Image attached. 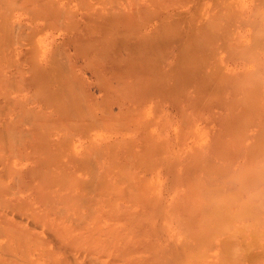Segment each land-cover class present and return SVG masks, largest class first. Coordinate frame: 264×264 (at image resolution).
<instances>
[{"label": "rangeland", "instance_id": "obj_1", "mask_svg": "<svg viewBox=\"0 0 264 264\" xmlns=\"http://www.w3.org/2000/svg\"><path fill=\"white\" fill-rule=\"evenodd\" d=\"M68 1L54 0L52 6L54 11L62 13L64 21L65 13L63 11H66L67 14L70 13L73 19L79 21L80 27L74 28V30L73 28L63 30V25L58 28L54 27V29L46 25L49 17H53L56 12L50 10L53 16L46 12L49 17L45 13L43 18L38 13L41 8L36 12L42 5L37 4L38 7L36 4L34 5L40 0H33V2L30 0L29 2L28 0H0V85H2L0 86V106L6 107L4 109L8 111H5L6 113L3 111L0 115V132H2L0 135L3 136V138L0 136L2 138L0 140V184H2L0 187L7 189H5L7 195L3 193V196L0 197L6 198L13 205L16 204L17 208L14 209L17 210L15 211L24 214L19 219V217H15L16 212L14 210L5 206L8 208L6 218L11 222L14 220L17 227L28 229L29 226L32 227L31 222L35 221V218L37 221V218H40L43 213L44 219L40 222L42 224L38 223L41 227L27 230L37 232L39 235L46 234L44 227H46L47 221L50 224L53 223L54 226H57L55 225L57 223L58 226L62 227L70 225L69 229L75 222L79 221H75L77 217L79 219V212V214L82 212L80 216L85 215V222H89L90 228L94 226L93 228H98L102 233H107V230L115 225L116 234L120 235L116 236L118 238L116 241L118 243H116L118 258L122 255H118V250L122 251L120 248L125 246L132 250L130 251L131 254H136L132 256L124 254L123 262L121 263L119 260L121 257L116 258L119 260L116 261V264H127L130 261L129 258L133 261L136 257L137 259L133 261V263L137 262L136 264L148 260L147 258H149V263L146 264L151 262L159 264L157 261L161 260L162 264L166 263L165 260L167 264H197L198 259L188 256L190 253L195 254L196 251L197 254L198 252L196 250L198 243H194L193 238L196 235L198 239H201L207 235L204 239L207 242L203 241V245L202 239L200 246L204 249L206 243L208 246L209 240L210 242L212 240V243L211 246L209 245L210 247L206 248L205 256L207 258L204 255L202 257L208 262H214L216 260L215 252H220L225 247L226 238L234 223H238L239 220L245 219L248 215L249 217L254 215L264 217V208H262L264 207L262 205L264 204V0H217V7L214 6L213 9L212 21L214 22H211L213 23L212 26L210 25L211 27L214 26L212 29L210 27V32L213 33L214 29L215 35L210 33L212 38L210 37L209 42L207 39H209L210 34L207 33V38L202 37L200 40L198 39L200 42L198 41L197 45L193 44L192 47L194 49L196 47L197 51L194 57L191 56L192 54L188 56L189 58L192 57V60L187 59V55L181 57L183 59L174 58L178 50L177 44L174 45V49L173 46H170V51L164 57L150 56L149 67L151 70L148 69L151 73L150 76L153 80L152 72L155 68L161 78L160 80L164 79V83L158 80L156 86L162 87L166 91L162 96L149 97L147 103L139 104L124 102L113 91L107 94L99 91V86L96 85V82L94 83L92 77V69L89 66L84 67L83 57L74 53L73 45L77 38L93 40L101 37L103 40L111 41L114 37L107 31L98 34L92 30L90 24L98 25L101 22L98 19H93L90 22L84 10H80V8L77 10L71 4L72 0ZM214 2L215 0H213ZM7 4L9 7L6 6ZM23 6L28 8L24 9ZM191 6L194 7L195 4ZM43 8L48 9L45 5L42 6ZM91 8L89 12L94 15L100 9V5L95 3L94 8ZM85 16L88 21L82 18ZM186 18H183L184 25L188 22ZM184 19L185 22L187 21L186 23ZM184 47L187 49L188 45ZM190 48L191 46H189ZM145 52L149 53L146 50ZM187 52L190 51L187 50ZM56 55L66 60V64L73 65V67L71 66L75 69L73 78L85 80L83 87L89 91L91 99L103 104L102 115H106L105 112L108 113L112 109V113L116 114L113 116V120L116 119L117 122L113 124L109 122L111 126L108 123L91 126L88 123L72 121L70 116H67V113L70 115V112L73 111L71 107L74 106L70 97L72 86L68 82L70 77L67 78L64 72L61 71L60 73L59 68L55 67ZM74 63L76 64L75 68ZM177 68L179 71L176 70ZM145 74V76L150 77L148 73ZM163 74L170 77L165 79ZM57 75L60 77V81L56 77ZM62 79L65 81L62 82ZM66 84L67 86H65ZM151 85L150 87H153V84ZM168 89H171L170 93ZM145 103L150 107L145 106L143 108ZM101 111L98 110L97 114L101 115ZM131 111H134L135 114L138 112L142 114L140 119H132V121L130 119ZM33 113L35 119H33ZM125 115L130 118L127 119V116L124 117ZM64 116L65 119H63ZM22 118L23 120L26 118L28 123L24 122ZM19 120L23 122L21 123ZM34 122L38 124L35 125ZM80 128L84 130V133L79 130ZM24 133L28 135V138ZM35 134L37 135L35 136ZM17 135L26 138L22 137L23 144ZM38 135L40 138H37ZM1 142L5 143L2 144ZM14 142L20 146L17 147ZM27 146L28 148H26ZM18 148L20 151L16 152ZM93 148L96 150L94 151ZM33 149L37 153H34ZM40 150L41 152H39ZM46 154L49 157L48 155L46 157ZM45 159L50 160L48 162ZM184 165L187 166L184 167ZM64 170L65 172H63ZM62 172L65 173L64 176ZM78 179L81 183L77 181ZM96 179L101 186L96 183ZM18 182L22 186L17 185ZM13 183L19 190H16L17 188L13 186ZM30 184L31 186H29ZM28 186H37V188L28 189ZM82 186H86L87 189L84 188L81 191ZM93 187L95 189L100 187L98 190L100 196L102 195L100 198L99 192L92 189ZM36 189L38 193H36ZM96 191L98 194H95ZM193 196L194 198H192ZM47 197L52 200L49 198L48 200ZM36 198L38 202L35 201ZM83 198L84 201L80 200ZM98 200L102 203L100 201L99 203ZM176 200L180 202L177 204ZM75 201L76 203H74ZM0 202V205L7 204L1 199ZM24 203L27 205L25 206ZM17 204L21 205L18 206ZM64 204L66 205L64 206ZM47 205L50 208L46 207ZM187 205H189L188 208ZM242 205L244 206L242 207ZM21 206H24L23 209ZM81 206H83L82 209ZM88 206L90 207L87 208ZM182 206L188 209H186L188 215ZM66 207L67 210L62 212ZM77 207L78 210H74ZM179 209L180 211H178ZM240 209L241 212H237ZM31 210L32 212H30ZM236 212L239 220L234 215ZM112 213H115L116 217ZM96 214L97 216H95ZM47 215L48 217H46ZM193 216L201 217H194L193 219ZM32 217H34L33 221H31ZM80 219L84 221V216ZM188 219L192 220L190 222H194V226H191L192 224ZM81 221L77 224H80ZM195 222L199 226H196L198 229L206 228L198 231ZM83 224L86 225L87 223L83 222ZM17 227L14 226L13 228L18 229ZM148 228L150 231L147 230ZM76 229L72 232L70 228V232L77 234L83 230L82 227L81 230L80 228ZM0 230V249L4 251L7 248L9 251L6 250L7 254L10 251L12 253V245L14 246L15 242H13L14 236L18 233L14 235L10 232L8 235L3 233L2 228ZM190 230L195 235L191 234ZM208 231H211V234L214 232L212 234L214 237L211 234L208 235L210 233ZM17 232L20 233L18 230ZM111 235L114 237V234L111 233ZM111 235L107 233V238L110 236L112 239ZM119 237L126 239L122 238V242ZM127 239H130L128 243ZM5 241L9 246L5 244ZM133 242H135L134 247H132ZM149 245L150 248L148 249ZM2 253L0 252V254ZM7 254L5 252L6 258H8ZM34 254L31 253V259L37 258V254ZM156 255L159 256H157V260L153 258H156ZM8 256L10 257V254ZM126 260L129 261L126 263ZM39 261L42 262L43 260L39 257Z\"/></svg>", "mask_w": 264, "mask_h": 264}, {"label": "bare ground", "instance_id": "obj_2", "mask_svg": "<svg viewBox=\"0 0 264 264\" xmlns=\"http://www.w3.org/2000/svg\"><path fill=\"white\" fill-rule=\"evenodd\" d=\"M22 1V0H21ZM27 1V0H26ZM54 1V0H53ZM53 1L52 0H40L39 3H34V5L36 4V6L38 7L39 4H41L42 6L45 5L48 9L46 8H43L42 9V6L36 10V12L40 9V11L38 12L39 14H41L42 16L45 15L46 12H48L49 14L52 15V13L50 12V10L54 11L53 10ZM70 1V0H69ZM68 1V2H69ZM29 2V0H28ZM27 2V3H28ZM30 2H33V0H30ZM36 2V1H35ZM216 2H218L217 0H215V2L213 3V0H72V5L78 10V8H80V10H84L85 13L88 15L87 18L90 22H92L93 19H98L99 23L98 25H92L90 24V28L92 30H94L95 32H97L98 34H102L104 32H108L110 35H112L114 38L111 40V41H106V40H103L101 39V37H98V38H95L93 40H83V39H76L75 37V43L73 45L74 47V53L80 57H83V61H84V67H90V69H92V77L94 79V83L96 82L99 86V91L104 93V94H107V93H110L111 91L114 92V94L120 98V100H123L124 102H130V103H143V102H148L149 100V97H152V96H162L164 95V88L162 87H159V86H156V83H158L161 78L159 77L158 73H157V70L154 68L152 71V77L154 78L152 80L151 76H150V72L149 70H151V68L149 67V58L151 55H158L159 57H164V55H166V53L168 51H170L169 47L170 46H173V49H174V45L177 44L178 45V50L176 52V54L174 55V58H179L180 59H183L181 57H184L186 56V58L188 59L190 56V54H192L191 56L194 57L197 49L195 47V49L192 47L193 44L194 45H197L196 43H198V41L202 38V37H205L207 38V33L208 35L211 33V34H214V29H213V33L210 32V27L212 26L211 22H214L212 21L213 20V17H214V6L217 7L216 5ZM226 2V1H224ZM5 3V2H4ZM24 3V1H23ZM26 3V2H25ZM95 3H99L100 5V9L98 11H96V13L94 15L90 14L91 12H89V9L91 7L94 8V4ZM16 4V2H15ZM31 4V3H30ZM38 4V5H37ZM68 4V3H67ZM195 4V6H194ZM214 4V5H213ZM220 4V3H219ZM225 4V3H224ZM191 5H193L194 7H192ZM7 7L8 4L6 5ZM26 6V5H25ZM220 6V5H219ZM225 6V5H224ZM228 6V5H227ZM19 7V6H18ZM24 7V6H23ZM33 6L31 5V8ZM35 7V8H37ZM215 7V8H216ZM6 8V7H5ZM28 7H24V9H27ZM184 8V9H182ZM34 9V8H33ZM54 9H55V6H54ZM59 9V8H58ZM62 9V8H61ZM92 9V8H91ZM90 9V10H91ZM2 10V9H1ZM29 10V9H28ZM32 11V9H30ZM63 10V9H62ZM68 11H70L68 8H67ZM3 11V10H2ZM1 11V12H2ZM7 11V10H6ZM218 11V10H216ZM5 12V11H4ZM33 12V11H32ZM56 13H54V16L53 17H49L46 13V15L49 17V21L48 23H46V25H48L50 28L54 29L55 28H58L60 27L61 25L64 26L63 30H65L66 28H68V30H70L69 28H74L77 29V27H80V23L79 21L73 19L72 15L67 14L66 11H63V13H65V21H64V17L62 16V13L60 12H57V11H54ZM71 12V11H70ZM220 12V11H219ZM9 13V12H8ZM3 14V13H2ZM7 14V13H6ZM85 14V15H86ZM4 15V14H3ZM2 15V16H3ZM60 16H62L60 18ZM5 17V16H4ZM47 17V19H48ZM184 17H187L186 21L187 24L184 25L183 24V18ZM44 18V16H43ZM82 18H85L86 20V16L85 17H82ZM5 19V18H4ZM198 19H202V20H198ZM86 20V21H88ZM198 20V22H197ZM46 21V20H45ZM47 22V21H46ZM81 22V21H80ZM184 22H185V19H184ZM185 22V23H186ZM4 24V23H3ZM84 25V23H83ZM88 25V24H87ZM211 25V26H210ZM216 25V24H214ZM7 26V25H6ZM82 26V25H81ZM86 26V25H85ZM84 26V27H85ZM2 27V26H1ZM214 28L211 27V29ZM45 29V28H44ZM4 30V29H3ZM19 30V29H18ZM8 32V31H7ZM6 32V33H7ZM4 33V31H3ZM6 33L4 34L6 36ZM13 34V33H12ZM209 35V39H207L208 41L212 38L211 36L212 35ZM215 35V34H214ZM12 36V35H11ZM24 37V36H23ZM211 37V38H210ZM215 37V36H214ZM13 38V36H12ZM11 38V39H12ZM127 38V39H126ZM203 38V39H205ZM9 39V38H8ZM199 39V40H198ZM206 40V39H205ZM206 40V41H207ZM214 40V39H212ZM204 41V42H206ZM207 41V42H208ZM217 41V40H216ZM6 42V40H5ZM10 42V40L8 41V43ZM200 42V41H199ZM210 42V41H209ZM208 42V43H209ZM203 43V42H202ZM211 43H214V41H211ZM185 45H188L187 49L186 47H184ZM189 46H191V48L189 49ZM214 46V44H213ZM3 47V46H2ZM225 47V46H224ZM72 48V47H71ZM227 49V48H226ZM225 49V50H226ZM146 51H148L149 53L147 54ZM187 50H189L190 52H187ZM224 50V49H223ZM146 53V54H144ZM150 53H153V54H150ZM56 54V53H55ZM71 54V53H70ZM172 54V53H171ZM74 55V54H73ZM198 55V54H197ZM196 55V56H197ZM55 56V55H54ZM62 56V55H61ZM57 57V55H56ZM71 57V56H70ZM65 58V57H64ZM76 58V57H75ZM205 58V57H204ZM77 59V58H76ZM192 60L193 58H189V60ZM55 60V67L57 66L59 72L61 73L64 72L65 76L68 78L70 77V81L67 80V78H65L69 84L72 86V91L70 92V97L71 99L73 100L72 102V105L74 104L73 108L71 107V109L73 110L72 112H70V115L69 113H67L66 111H64L65 113H67L68 117L70 116L71 120L72 121H75V122H84V123H88L89 125H101V124H105V123H108L109 126L110 123L113 124L116 121L113 120V116L116 115L114 113H112V109H110V111L108 113L105 112L106 115H102V111L103 110V104L101 103H98V102H95L91 99V96H90V93L88 90H86L84 87H83V84L85 82V80H81V79H77V78H73L72 76L74 75L75 73V69H73V65H69L66 64V60H64L62 57H57ZM185 60V58H184ZM183 60V61H184ZM78 61V59H77ZM52 62V61H51ZM71 63V61H69ZM209 62V61H208ZM76 63V62H75ZM74 63V68H75V64ZM53 64H54V61H53ZM72 64V63H71ZM186 64V63H185ZM36 65V64H35ZM81 65V63H80ZM182 65V63H181ZM72 66V67H71ZM83 66V65H82ZM181 67V66H179ZM38 68V67H37ZM184 68V67H182ZM149 69V70H148ZM52 70V69H51ZM177 71H179V69L177 68L176 69ZM54 71V70H52ZM57 71V70H56ZM181 71V70H180ZM44 72V71H43ZM58 72V71H57ZM66 72V73H65ZM68 72V73H67ZM145 73H148V76H145L146 74ZM184 73V72H183ZM187 73V72H186ZM54 74V72H53ZM58 74V73H56ZM63 74V75H64ZM67 74V75H66ZM70 74V75H68ZM55 75V74H54ZM62 76V75H61ZM164 77H166L165 79L169 78L170 76L166 75V74H163ZM43 77V76H42ZM47 77V76H46ZM54 78V76H52ZM58 77V75L56 76ZM55 77V81L57 80ZM75 77V76H74ZM40 78V77H39ZM45 78V77H44ZM151 78V79H150ZM163 78V77H162ZM183 78V77H182ZM181 78V79H182ZM52 79V78H51ZM60 79V77H58V80ZM188 79V78H187ZM53 80V79H52ZM64 82L65 80L62 79ZM151 80V81H150ZM60 81V80H59ZM154 83H153V82ZM157 81V82H155ZM161 81V80H160ZM164 79L161 81L163 82ZM36 82V81H35ZM50 82V81H48ZM61 82V84H62ZM47 83V82H46ZM59 83V82H58ZM66 83V82H65ZM164 83V82H163ZM16 84V83H15ZM64 84V83H63ZM153 84V87H150V85ZM186 85V84H185ZM2 86V85H0ZM64 86V85H63ZM67 86V84L65 85ZM152 86V85H151ZM4 88V87H3ZM10 88V87H9ZM98 89V88H97ZM173 89V88H172ZM63 90V89H62ZM169 90V89H168ZM171 90V89H170ZM170 90L168 91L170 93ZM185 92V91H184ZM183 92V93H184ZM62 94V93H61ZM52 95V93H51ZM55 95V94H54ZM64 96V95H63ZM62 96V97H63ZM188 96V95H187ZM65 97V96H64ZM64 97L62 99H64ZM186 97V95H185ZM192 99H193V95H192ZM8 102V101H7ZM159 102H162V101H159ZM158 102V103H159ZM187 102V101H186ZM11 103V102H10ZM19 103V102H18ZM145 103V105L143 106V108H145V106H147ZM190 103V102H189ZM9 104V103H8ZM12 104V103H11ZM16 104V103H15ZM68 104V103H67ZM10 105V104H9ZM13 105V104H12ZM11 105V106H12ZM70 104V106H72ZM65 106V105H64ZM68 106V105H67ZM69 106V107H70ZM107 107V105H105ZM182 106V105H181ZM148 108L150 106H147ZM6 107H1L0 106V115L2 114V112L6 111L5 109ZM68 108V107H67ZM66 108V109H67ZM111 108V107H110ZM4 109V110H3ZM33 109V108H32ZM65 109V107L63 108V110ZM70 109V108H69ZM107 109V108H106ZM105 109V110H106ZM9 110V109H8ZM98 110H102L100 113L101 115L97 114V111ZM108 111V110H107ZM8 112V111H6ZM5 112V113H6ZM28 112V111H27ZM132 112V111H131ZM134 112V111H133ZM131 114V118L128 117L130 114L128 113L127 115H125L124 117L127 116V119L130 118L131 120L133 119H137L138 118L140 119L141 115L142 114H139V112L137 114H135V112ZM3 113V114H5ZM127 113V112H126ZM30 114V113H29ZM27 114V115H29ZM34 114V113H33ZM32 116L33 119H35V114ZM26 115V114H25ZM31 116V115H30ZM29 116V117H30ZM122 116V115H121ZM68 117L66 118V120L68 119ZM69 118V119H70ZM122 118V117H121ZM21 119V118H20ZM26 119V118H25ZM25 119L22 120L26 123H28L27 121L29 120L28 117L25 121ZM32 119V118H30ZM65 119V116L64 118ZM14 120V119H13ZM71 120L69 121V123L71 122ZM124 120V119H123ZM132 120V121H133ZM20 121V120H19ZM22 121V122H23ZM112 121V122H111ZM21 122V121H20ZM21 122V123H22ZM32 122V121H31ZM110 122V123H109ZM126 122H128L126 120ZM183 122V121H181ZM16 123H18L16 121ZM35 123V122H34ZM68 123V124H69ZM119 123V122H118ZM6 124V123H5ZM25 124V123H24ZM33 124V122H32ZM31 124V125H32ZM38 123H35V125H37ZM144 124V123H143ZM28 125V124H27ZM165 125V124H164ZM7 126V125H6ZM5 126V127H6ZM16 126V124H15ZM113 127V126H112ZM182 127V126H181ZM4 128V127H3ZM14 128V126H13ZM36 128V127H35ZM163 128V127H162ZM181 129V128H180ZM4 130V129H3ZM9 130V128H8ZM81 130L82 133H84V130L83 129H79ZM185 130V129H184ZM10 131V130H9ZM8 132V131H7ZM78 132V131H77ZM181 132V131H180ZM188 132V131H187ZM2 133V132H0ZM16 134V132H14ZM27 133V132H26ZM7 134V133H6ZM11 134V133H9ZM20 134H23V133H20ZM186 134V133H185ZM5 135V134H3ZM8 135V134H7ZM25 136H27L28 138V135L24 133ZM30 135V134H29ZM37 134H35L36 136ZM161 135V134H160ZM2 136V135H0ZM12 136V135H11ZM19 137V135H17ZM33 136V135H32ZM39 136V135H38ZM37 138H40V136ZM8 137V136H7ZM17 137V138H18ZM23 138H25L24 136H22ZM22 137H19L21 138L22 140V144L24 143ZM3 138V136H2ZM0 138V140L2 139ZM9 138V137H8ZM16 138V137H15ZM13 138V139H15ZM18 138V139H19ZM12 139V141H14ZM26 139V138H25ZM31 139V138H30ZM32 139L34 140V138L32 137ZM31 139V140H32ZM10 140V139H9ZM8 140V141H9ZM17 140V139H16ZM15 140V141H16ZM4 141V140H3ZM20 142V141H19ZM35 142V141H34ZM33 142V143H34ZM38 142V141H37ZM2 144L5 143V142H1ZM30 143V142H29ZM10 144V142H9ZM8 144V145H9ZM21 144V143H20ZM13 145V144H12ZM14 145L17 146V144L14 142ZM4 147H6L5 145H3ZM20 146V145H19ZM17 146V147H19ZM22 146V145H21ZM25 147V146H24ZM35 147H36V144H35ZM28 148V146L26 147ZM97 148V147H96ZM2 149V148H1ZM7 149V148H6ZM14 149V148H13ZM16 149V148H15ZM36 149V148H35ZM94 149V148H93ZM100 149V148H99ZM98 149V150H99ZM34 150V149H33ZM96 149H94L95 151ZM9 151V150H8ZM14 151V150H13ZM19 148H18V151L16 152H19ZM148 151V150H147ZM153 151V150H152ZM5 152V150H4ZM15 152V153H16ZM23 152V151H22ZM36 151L34 150V153ZM41 152V150L39 151ZM64 152V151H63ZM12 153V152H11ZM24 153H27V152H24ZM37 153V152H36ZM50 153V152H48ZM94 153V152H93ZM97 153V151H96ZM45 154V153H44ZM43 154V155H44ZM89 154V153H88ZM153 155V153H151ZM15 155V154H14ZM19 155V153H18ZM24 155V154H23ZM28 155V154H27ZM36 155V154H35ZM48 154H46V157H47ZM56 155V154H55ZM129 155V153H128ZM12 156V155H11ZM41 156V155H40ZM51 156V155H50ZM61 156V155H60ZM20 157V155H19ZM49 157V155H48ZM88 157V156H87ZM3 158V157H2ZM44 158V157H43ZM97 158V156H96ZM73 159V158H72ZM92 159V158H91ZM50 160V159H49ZM49 160H46L45 161H48ZM60 160V159H58ZM71 160V159H70ZM154 160V159H153ZM41 162H43L42 160H40ZM97 161V160H95ZM11 162V161H10ZM39 162V161H38ZM67 162V161H66ZM80 162V161H79ZM88 162V161H87ZM85 163V164H88V163ZM98 162V161H97ZM160 162V161H159ZM35 163V162H34ZM55 163V161L53 162V164ZM63 163V162H62ZM96 163V162H95ZM99 163V162H98ZM46 164V163H45ZM80 164V163H79ZM83 164V163H82ZM81 164V165H82ZM92 164V163H91ZM9 165V164H8ZM84 165V164H83ZM82 165V166H83ZM90 165V164H89ZM155 165V164H154ZM85 166V165H84ZM83 166V167H84ZM105 166V165H104ZM187 166V165H186ZM184 165V167H186ZM88 167V165H87ZM12 168V167H11ZM92 168V167H91ZM95 168V167H94ZM111 168V167H110ZM7 169V168H6ZM84 169V168H82ZM186 169V168H185ZM8 170V169H7ZM89 170V169H87ZM183 170V168H182ZM189 170V169H188ZM36 171V169H35ZM91 171V170H89ZM6 172V171H5ZM4 172V173H5ZM11 172V171H10ZM13 172V171H12ZM33 172V171H32ZM65 172V170L63 171ZM63 176L65 173H63ZM38 173V172H37ZM67 173V172H66ZM190 173V172H189ZM36 174V172H35ZM21 175V174H20ZM33 175V174H32ZM31 175V176H32ZM103 175V174H102ZM185 175V174H184ZM19 176V175H18ZM38 176V175H37ZM100 176V175H99ZM20 177V176H19ZM34 177V176H33ZM97 177V176H95ZM184 177V176H183ZM16 178V177H15ZM22 178V177H21ZM50 178V177H49ZM48 178V179H49ZM123 178V177H122ZM188 178V177H187ZM2 179V178H1ZM14 179V178H13ZM47 179V178H46ZM51 179V178H50ZM76 179V178H74ZM190 179V178H189ZM20 180V179H19ZM97 180V179H96ZM184 180H185V177H184ZM2 181V180H1ZM33 181V180H32ZM37 181V180H36ZM78 182L81 183V181H79V179L77 180ZM194 181H197V180H194ZM4 182V181H3ZM2 182V183H3ZM14 182V181H13ZM25 182V180H24ZM39 182V180H38ZM49 182V180H48ZM51 182V181H50ZM84 182V181H83ZM187 182V181H186ZM15 183V182H14ZM13 183V186H15L17 188V186ZM22 183V182H21ZM63 183V182H62ZM90 183V182H88ZM96 183L98 184V180L96 181ZM20 184V182L17 183V185ZM23 184V183H22ZM52 184V183H51ZM65 184V183H64ZM91 184V183H90ZM2 185V184H0ZM21 185V184H20ZM19 185V186H20ZM66 185V184H65ZM69 185V184H68ZM82 185V184H81ZM94 185V184H93ZM101 186V184H98ZM191 185V184H190ZM7 186V185H6ZM22 186V185H21ZM27 186V185H26ZM31 186V184L29 185ZM27 187L28 189L29 188H37V186H33V187ZM78 186V185H77ZM88 186V185H87ZM90 186V185H89ZM8 187H11V186H8ZM7 187V188H8ZM40 187V186H38ZM68 187V186H67ZM14 188V187H13ZM12 188V189H13ZM55 188V187H54ZM81 191H83V189H87L86 186H82L81 187ZM89 188V187H88ZM100 187H98V189H95V187H93L92 189H95V190H99ZM104 188V187H103ZM102 188V189H103ZM110 188V187H109ZM192 188V187H191ZM5 187H0V196L5 193L7 195V193L5 192ZM63 189V188H62ZM66 189V188H65ZM106 189V188H105ZM112 189V188H111ZM187 189V188H186ZM7 190V189H6ZM11 190V189H10ZM9 190V191H10ZM16 190H19L18 188ZM22 190V189H20ZM24 190V189H23ZM64 190V189H63ZM116 190V188H115ZM124 190V189H123ZM127 190V189H126ZM26 191V190H25ZM24 191V192H25ZM36 193H38L37 189L35 190ZM89 191V190H88ZM96 191L95 194H98ZM102 191V190H101ZM12 192V190H11ZM15 192V191H13ZM99 192V191H98ZM129 192V191H128ZM235 192V191H234ZM81 193V192H80ZM91 193V192H90ZM104 193V192H103ZM123 193V192H122ZM185 193L187 194V192L185 191ZM191 193V192H190ZM193 193V192H192ZM233 193V192H232ZM102 194V193H101ZM107 194V193H106ZM104 194V195H106ZM140 194V193H139ZM45 195V194H44ZM50 195V194H49ZM124 195V194H123ZM229 195V194H228ZM234 195V193H233ZM3 196V195H2ZM48 196V195H47ZM77 196V195H76ZM86 196V194H85ZM84 196V197H85ZM97 196V195H96ZM99 198L102 196H100V192H99ZM114 196L116 197V194H114ZM120 196V195H119ZM125 196V195H124ZM232 196V195H231ZM9 197V196H8ZM45 197V196H43ZM42 197V198H43ZM105 197V196H103ZM108 197V196H106ZM123 197V196H122ZM121 197V198H122ZM129 197V195H128ZM227 197V196H226ZM33 198V197H32ZM49 197H47L48 199ZM118 198V197H117ZM120 198V199H121ZM125 197H123L124 199ZM181 198V197H180ZM188 198V197H187ZM191 198V197H190ZM194 198V196L192 197ZM191 198V199H192ZM205 198V197H204ZM238 198V197H237ZM1 200H4L7 204H1L0 205V227L2 228L3 230V233L4 234H8L11 232L12 234L14 233H18L14 236L15 240H13L14 242V246L12 245V253L10 251V253L7 254V248L4 249V251L2 249V251H0L2 254H0V264H116V261H121V263L123 262L122 259L123 258V255L126 254L127 256H132V255H136V254H131L132 250L128 249L129 247L125 246L123 248H120L122 249L121 250H118V255L119 254H122L121 256H117V253H116V241H118V238L116 236H118L116 234V226H111V229L109 228L107 230V233H109L111 235L114 234V237L111 235L112 239H110V236L109 238H107V233H102L101 230H99L98 228L95 229V228H90L89 226V222L86 221V218H85V215L83 214L82 216H80L82 214H79V219H78V215L76 216L77 220L81 221L80 217H83L84 216V221H81L80 224H77L79 223V221H77V223L75 222V224L73 226H71V231L76 229L75 225L77 226V229L80 228L81 230V227L83 228L82 231H80L79 233L77 234H73L70 232V228L68 229V227L70 226H58V223L55 224L57 226H54L53 223L50 224V222H46L45 223V226L44 229H46V234L45 235H39L37 232H33L32 230H29L27 231L29 228L30 229H37L38 226H40L42 223H40L41 221H43L44 219V215L43 213L41 214L42 216H40V218H37L38 222L36 221V218H35V221H33L34 217H32L30 220L33 221L31 222V225L32 227L29 226L28 229L26 228H20L16 226V224L14 223V220L11 222L10 220H8L6 218V213L7 212V209L8 208H11V210H17V209H14V208H17V206L11 204L10 202H8L6 200V198L2 199L0 197ZM37 199V198H36ZM50 199V198H49ZM48 199V200H49ZM115 199V198H114ZM129 199V198H127ZM206 199V198H205ZM34 200V199H33ZM40 200V198H39ZM52 200V199H50ZM70 200V199H69ZM82 201H84V198L83 199H80ZM126 200V198H125ZM223 200V199H221ZM38 202V199L35 200ZM79 201V200H78ZM86 201H87V197H86ZM85 201V202H86ZM94 201V200H93ZM100 200H98L99 202ZM107 201V200H106ZM109 201V200H108ZM113 201V200H112ZM144 201V200H143ZM177 201V204L178 200ZM184 201V200H183ZM192 201V200H191ZM194 201V200H193ZM225 201V200H224ZM3 202V201H2ZM36 202V203H37ZM43 202V201H42ZM72 202V201H71ZM91 202V201H90ZM101 202V201H100ZM99 202V203H100ZM139 202V201H138ZM261 202V201H260ZM1 203V202H0ZM76 203V201L74 202ZM79 203V202H78ZM77 203V204H78ZM81 203V201H80ZM80 203H79V206H80ZM88 203V202H87ZM96 203V202H95ZM102 203V202H101ZM197 203V202H196ZM222 203V202H221ZM48 204V203H47ZM57 204V203H56ZM83 204H85L83 202ZM92 204V202H91ZM134 204V203H133ZM145 204V202H144ZM180 204V203H179ZM190 204V202H189ZM206 204V202H205ZM211 204V203H209ZM12 205V206H10ZM18 205V204H17ZM21 205V204H20ZM18 205V206H20ZM23 205V203H22ZM24 205L26 206L27 204L24 203ZM66 204H64L65 206ZM110 205V203H109ZM147 205V204H146ZM182 205V203H181ZM185 202H184V206H185ZM191 205V204H190ZM195 205V204H194ZM208 205V204H207ZM259 205V204H258ZM257 205V206H258ZM264 205V204H262ZM7 206V207H5ZM31 206V205H30ZM51 206V205H50ZM85 206V205H84ZM94 206V205H93ZM145 206V205H144ZM178 206V205H177ZM175 206V207H177ZM189 205H187L186 207L188 208ZM227 206V205H225ZM244 205H242L243 207ZM256 206V207H257ZM260 206V205H259ZM258 206V207H259ZM5 207V208H4ZM24 207V206H21V208ZM32 207V206H31ZM46 207H49L48 205ZM83 206H81V209H82ZM90 206H88L87 208H89ZM183 207V206H182ZM186 207H183L185 210L187 209ZM249 207V206H248ZM21 208H19L21 210ZM50 208V207H49ZM63 208V207H62ZM65 208V207H64ZM80 208V207H79ZM113 208V206H112ZM190 208V207H189ZM199 208V207H198ZM254 208V207H253ZM264 208V207H262ZM23 209V208H22ZM31 209V208H30ZM178 209V208H177ZM196 209V208H194ZM33 210V209H32ZM32 210L30 212H32ZM62 210V209H61ZM67 210V207L66 209H64L62 212L66 211ZM74 210H78V207L77 209H74ZM90 210V209H89ZM184 210V211H185ZM188 210V209H187ZM186 210V212H187ZM261 210V209H260ZM9 211V210H8ZM34 211V210H33ZM94 211V210H93ZM99 211V210H98ZM116 211V210H114ZM180 211V209L178 210ZM182 211V210H181ZM183 211V213H184ZM189 211H191L189 209ZM253 211V209H252ZM11 212V211H9ZM15 217H19L22 218V214H19L17 213V211H15ZM203 212V211H202ZM237 212H241V209L240 211H237ZM237 212L236 214L234 213V215L236 216L237 215ZM27 213V212H26ZM45 213V212H44ZM58 213V212H57ZM135 213V212H134ZM181 213V212H179ZM253 213V212H252ZM251 213V214H252ZM31 214V213H30ZM37 213H35L36 215ZM51 214V213H50ZM75 214H76V211H75ZM91 214V213H90ZM94 214V213H92ZM194 214H197V213H194ZM200 214V212H199ZM198 214V215H199ZM241 214V213H239ZM9 215V214H8ZM24 215V214H23ZM27 215V214H26ZM32 215V214H31ZM33 215H34V212H33ZM38 215V214H37ZM52 215V214H51ZM50 215V216H51ZM112 215H115V213ZM123 215V214H122ZM186 215H188V212L186 213ZM193 215V214H192ZM227 215V214H226ZM233 215V217H235ZM58 216V215H56ZM97 216V214L95 215ZM111 216V214H110ZM181 216V215H180ZM232 216V214H231ZM48 217V215L46 216ZM112 217V216H111ZM109 217V218H111ZM116 217V215H115ZM122 217V216H121ZM124 217V216H123ZM141 217V216H140ZM189 217V216H188ZM192 217V216H191ZM190 217V218H191ZM194 217H197V216H193V219ZM201 217V216H199ZM197 217V218H199ZM206 217V216H205ZM209 217V216H208ZM230 217V216H228ZM238 216H236V219L239 220V218H237ZM249 217V215L247 216ZM246 217V218H247ZM57 218V217H56ZM99 218H102V217H99ZM105 218V217H104ZM107 218V217H106ZM108 218V220H109ZM114 218V217H113ZM242 219V220H239L238 223H234V226L233 228L230 230L229 232V235L227 236L226 238V242H225V247L219 252V251H216L215 252V256H216V260L214 262H208L206 261L202 256L206 254L207 250L206 248L210 245L211 246V243H212V240L210 242V237H208L209 239V243H208V246H207V243L205 244L206 248H202V243L203 241L205 242L206 240V237L205 238H201V239H198L196 237V235L194 234V232H191L190 230V233L194 234L195 237L192 235L193 240H194V243H198L196 244L197 246V254H196V251H195V254L193 253H190V255H188L190 258H196L198 259L199 261V264H264V217L262 216H258V215H254L252 217H249L247 219ZM68 219V218H67ZM73 219V218H71ZM75 219V218H74ZM73 219V220H74ZM203 219V218H202ZM241 219V218H240ZM12 220V219H11ZM56 220V219H55ZM83 220V218H82ZM88 220V219H87ZM96 220V219H94ZM98 220V219H97ZM185 220V219H184ZM189 220V219H188ZM227 220V219H226ZM225 220V221H226ZM230 220V219H229ZM232 220V219H231ZM20 221V220H19ZM18 221V222H19ZM67 221V220H66ZM192 221L191 219L189 220V222ZM199 221V220H198ZM198 221H197V224H198ZM228 221V220H227ZM16 222V221H15ZM65 222V221H64ZM84 223H87L86 225L83 224ZM93 222V221H92ZM229 222V221H228ZM17 223V222H16ZM38 223H40V225H38ZM97 223V221L95 222V224ZM184 223V222H183ZM192 225L191 226H194V222H190ZM202 223V222H201ZM226 223V222H225ZM61 224V222H60ZM59 224V225H60ZM81 224H83L81 226ZM195 222V227L198 226ZM219 224V223H218ZM230 224L231 221H230ZM62 225V224H61ZM81 226V227H78V226ZM99 225V224H98ZM148 225V224H147ZM189 225V223H188ZM208 225V224H207ZM217 225V224H216ZM17 227L18 229L16 228H13V227ZM97 226V225H96ZM184 226V225H183ZM201 226V225H200ZM41 227V226H40ZM73 227V229H72ZM75 227V229H74ZM113 227V228H112ZM149 227V226H148ZM186 227V226H184ZM183 227V228H184ZM189 227V226H188ZM199 227V226H198ZM198 227H196V229H198ZM227 227V226H226ZM230 227V226H228ZM0 228V229H1ZM190 228V227H189ZM192 228V227H191ZM206 228V227H204ZM204 228H200L201 230H204ZM216 228V227H215ZM218 228V226H217ZM216 228V230H217ZM14 231H13V230ZM16 229V230H15ZM21 229V230H19ZM76 229V230H77ZM146 229V228H145ZM185 229V228H184ZM194 229V228H193ZM198 229V231L200 230ZM212 229V228H211ZM219 229V228H218ZM221 229V228H220ZM230 229V228H228ZM226 229V230H228ZM20 231L19 232H17ZM98 230V231H97ZM149 230V228L147 229ZM189 230V229H188ZM200 230V231H201ZM207 230V229H206ZM1 231V230H0ZM16 231V232H15ZM150 231V230H149ZM153 231V230H152ZM151 231V233H152ZM194 231V230H193ZM222 231V230H221ZM45 232V230H44ZM73 232V231H72ZM204 232V231H203ZM211 234V231H208ZM3 233H1L3 235ZM129 233V232H128ZM147 233V232H146ZM189 233V234H190ZM207 233V232H206ZM204 233V234H206ZM214 233V232H213ZM212 233V234H213ZM226 233V231H225ZM149 234V232H148ZM200 234V232H199ZM197 234V235H199ZM211 234V235H212ZM150 235V234H149ZM185 235V234H184ZM203 235V234H201ZM216 235V234H215ZM218 235V234H217ZM216 235V236H217ZM7 236V235H5ZM12 235H10L11 237ZM120 236V235H119ZM122 236V235H121ZM136 236V235H135ZM153 236V235H152ZM214 237V235H212ZM211 236V237H212ZM134 237V236H133ZM12 238V237H11ZM121 238V237H119ZM123 238V237H122ZM122 238L120 239V241L123 242ZM190 238V237H188ZM123 239H126V238H123ZM136 239V238H135ZM187 239V238H186ZM203 239V240H202ZM128 240V239H127ZM126 240V241H127ZM130 240V239H129ZM129 240L127 241V243L129 242ZM201 240H202V243H201ZM225 240V239H224ZM125 241V240H124ZM125 241V242H126ZM222 241V239H221ZM12 242V241H11ZM124 242V243H125ZM137 243V241H135ZM135 242L132 243L135 244ZM187 242V241H186ZM207 242V241H206ZM121 243V242H120ZM126 243V244H127ZM5 244L6 241H5ZM12 244V243H11ZM16 244V245H15ZM118 244V243H117ZM122 244V243H121ZM120 244V246H122ZM3 245V244H2ZM8 245V244H7ZM6 245V246H7ZM125 245V244H124ZM130 245V246H132ZM194 245V244H193ZM204 245V243H203ZM221 245V243H220ZM9 246V245H8ZM129 246V245H128ZM139 246V245H138ZM164 246V245H163ZM186 246V245H185ZM200 246V247H199ZM209 246V247H210ZM134 247V245L132 246ZM131 249H134L132 248ZM199 247V248H198ZM221 247V246H220ZM127 248V249H126ZM136 248V247H135ZM138 248V247H137ZM150 248V245L148 246V249ZM10 249V248H9ZM126 249V250H125ZM199 249V250H198ZM221 249V248H220ZM7 250V251H6ZM125 250V251H124ZM129 250V252H127ZM139 250V249H138ZM122 253H120V252ZM134 251V250H133ZM140 251H142L140 249ZM184 251V250H183ZM206 251V252H205ZM5 252L7 254V257L5 256ZM9 252V251H8ZM124 252V253H123ZM129 254H127V253ZM135 252V251H134ZM133 252V253H134ZM146 252V251H145ZM178 252V251H177ZM31 253H35L37 254V258H33L31 259L30 258V255ZM203 253V254H202ZM211 253V251H210ZM4 254V256H3ZM10 254V257L8 256ZM34 254V255H35ZM141 254V253H139ZM157 254V253H156ZM168 254V253H167ZM192 254V255H191ZM208 254V253H207ZM2 255V256H1ZM125 255V256H126ZM138 255V254H137ZM175 255V254H173ZM177 256L179 254H176ZM194 255V256H193ZM211 256V254H208ZM207 255V256H208ZM157 256L156 255V258L153 257L155 260H157ZM187 256V254H186ZM187 256V257H188ZM39 257L43 260L42 262L39 261ZM159 257V256H158ZM170 258L171 255H169ZM174 257V256H173ZM199 257V258H198ZM209 257V256H208ZM116 258H118L119 260H116ZM152 258V256H151ZM175 258H177L175 256ZM182 258V257H181ZM205 258H207L205 256ZM137 259V257H136ZM134 259V260H136ZM142 259V258H141ZM149 260V258H147ZM159 259V258H158ZM179 259V258H178ZM130 260V261H129ZM129 262L126 260V263L127 264H136V263H133V258L131 261V259L129 258ZM148 260H144L143 262L139 263V264H146V263H149ZM161 260V259H159ZM173 260V259H172ZM148 261V262H147ZM159 262V264L161 263L162 264V260L161 261H157V263ZM165 264H167V261L165 260ZM174 262V260H173ZM197 262V260H196ZM197 262V264H198ZM120 263V262H118ZM153 263V262H151ZM150 263V264H151ZM171 263V262H170ZM154 264V263H153ZM169 264V263H168ZM173 264V263H172Z\"/></svg>", "mask_w": 264, "mask_h": 264}]
</instances>
